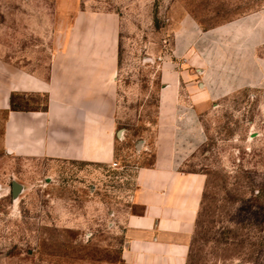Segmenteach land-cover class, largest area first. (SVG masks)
<instances>
[{
  "label": "rangeland",
  "instance_id": "obj_1",
  "mask_svg": "<svg viewBox=\"0 0 264 264\" xmlns=\"http://www.w3.org/2000/svg\"><path fill=\"white\" fill-rule=\"evenodd\" d=\"M80 11L118 18L125 142L106 165L24 161L4 148L0 110V264H124L120 219L140 212L137 167L152 161L159 68L182 20L210 28L258 18L264 55V0H0V59L45 67ZM9 99L12 108L41 103L16 92ZM199 115L206 138L183 169L204 178L187 264H264V79ZM12 182L23 187L16 199Z\"/></svg>",
  "mask_w": 264,
  "mask_h": 264
},
{
  "label": "crops",
  "instance_id": "obj_2",
  "mask_svg": "<svg viewBox=\"0 0 264 264\" xmlns=\"http://www.w3.org/2000/svg\"><path fill=\"white\" fill-rule=\"evenodd\" d=\"M261 26L258 18L210 28L182 20L174 31L171 56L158 73L152 161L137 167L133 204L140 212L120 219L124 264H187L204 178L183 169L206 138L200 109L263 81ZM118 30L113 14L80 11L45 67L13 68L0 59L8 154L105 165L117 157L125 142L116 114ZM12 92L41 103L12 108Z\"/></svg>",
  "mask_w": 264,
  "mask_h": 264
},
{
  "label": "water",
  "instance_id": "obj_3",
  "mask_svg": "<svg viewBox=\"0 0 264 264\" xmlns=\"http://www.w3.org/2000/svg\"><path fill=\"white\" fill-rule=\"evenodd\" d=\"M120 133V130L118 131ZM140 143V142H139ZM139 143L137 145H139ZM22 185L16 182H12V193H13V199H16L17 193L19 191H22Z\"/></svg>",
  "mask_w": 264,
  "mask_h": 264
},
{
  "label": "built area",
  "instance_id": "obj_4",
  "mask_svg": "<svg viewBox=\"0 0 264 264\" xmlns=\"http://www.w3.org/2000/svg\"><path fill=\"white\" fill-rule=\"evenodd\" d=\"M112 166H117V163H115V162H112V164H111Z\"/></svg>",
  "mask_w": 264,
  "mask_h": 264
}]
</instances>
